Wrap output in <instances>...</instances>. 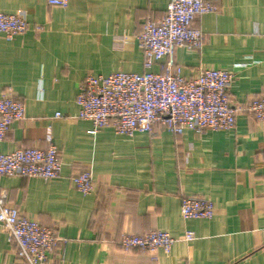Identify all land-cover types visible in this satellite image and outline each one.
Returning a JSON list of instances; mask_svg holds the SVG:
<instances>
[{"label": "crops", "instance_id": "1", "mask_svg": "<svg viewBox=\"0 0 264 264\" xmlns=\"http://www.w3.org/2000/svg\"><path fill=\"white\" fill-rule=\"evenodd\" d=\"M169 1L69 0L56 8L46 0H0V13L21 11L30 27L10 41L0 37V96L24 107L0 153L46 149L50 127L61 163L55 181L0 177V192L10 207L65 240L47 264H264V121L240 113L228 131H136L125 138L111 127L92 133L91 123L77 118L86 75L142 74L135 34L146 20H160ZM206 1L217 12L194 21L202 47L178 49L175 61L185 78L199 67L230 71L231 104L248 103L264 94V0ZM56 114L61 118L53 120ZM83 171L95 185L89 195L71 182ZM183 196L212 202L213 217L184 220ZM154 230L175 239L169 254L119 244L125 233ZM186 231L194 235L189 243ZM0 264H22L2 232Z\"/></svg>", "mask_w": 264, "mask_h": 264}, {"label": "built area", "instance_id": "2", "mask_svg": "<svg viewBox=\"0 0 264 264\" xmlns=\"http://www.w3.org/2000/svg\"><path fill=\"white\" fill-rule=\"evenodd\" d=\"M69 0H46L50 7H66ZM217 7L206 0H170L164 16L158 21L146 20L135 34L143 57L142 74L116 72L107 76L88 74L79 85L77 118L91 123L95 131L111 127L115 135L132 138L136 131L155 135L167 130L173 135L184 131L202 134L205 131H228L235 127L236 117L246 113L257 122L264 121V94L252 101L232 105L229 91L234 80L230 71L199 67L185 78L175 61L178 49L199 50L204 41L202 32L194 28L196 18L216 13ZM30 29L25 13H0V37L10 41ZM39 31L38 27L34 29ZM158 66L159 71L150 70ZM59 114L52 119L58 120ZM24 119L22 103L10 95L0 96V144L12 123ZM46 149L19 148L0 153V177L39 178L55 181L60 178L61 163L57 147L52 144L47 128ZM79 193L95 191L89 171L71 178ZM184 220L211 219L214 205L197 196L180 200ZM0 232L15 248V260L22 264H47L53 250L63 247L59 238L38 221L29 219L7 204V194L0 192ZM184 242L194 240L190 231ZM175 243L168 231L154 230L141 236L125 233L119 244L124 249L140 252L162 250L169 254Z\"/></svg>", "mask_w": 264, "mask_h": 264}]
</instances>
